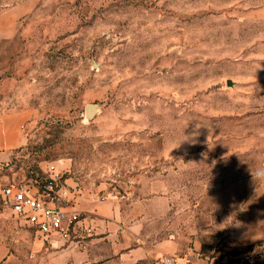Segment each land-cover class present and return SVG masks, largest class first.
Returning a JSON list of instances; mask_svg holds the SVG:
<instances>
[{
    "label": "rangeland",
    "instance_id": "rangeland-1",
    "mask_svg": "<svg viewBox=\"0 0 264 264\" xmlns=\"http://www.w3.org/2000/svg\"><path fill=\"white\" fill-rule=\"evenodd\" d=\"M262 75L264 0H39L0 38V118L28 111L0 183L56 178L76 209L155 184L172 197L147 225L177 242L170 255L264 264V103L232 93ZM70 245L80 230L51 246L0 220V264H62Z\"/></svg>",
    "mask_w": 264,
    "mask_h": 264
},
{
    "label": "crops",
    "instance_id": "crops-1",
    "mask_svg": "<svg viewBox=\"0 0 264 264\" xmlns=\"http://www.w3.org/2000/svg\"><path fill=\"white\" fill-rule=\"evenodd\" d=\"M39 0H19L0 13V38L16 35L18 23L37 5ZM232 93L241 96L246 104L264 103V76L243 79ZM241 115V114H240ZM253 117L264 120V110ZM28 111L5 113L0 118V158H6L13 149L22 145L21 126ZM155 184L142 183L138 198L132 194L110 195L90 199L82 197L78 210L84 215L80 222V250L75 246L63 249L62 264H163L165 254H173L177 242L160 237L148 225L156 216H164L172 194L162 193ZM165 189V188H163ZM131 200V201H130ZM58 255V256H59ZM56 256V257H58Z\"/></svg>",
    "mask_w": 264,
    "mask_h": 264
},
{
    "label": "built area",
    "instance_id": "built-area-1",
    "mask_svg": "<svg viewBox=\"0 0 264 264\" xmlns=\"http://www.w3.org/2000/svg\"><path fill=\"white\" fill-rule=\"evenodd\" d=\"M61 189L56 178L43 183L18 181L0 183V220H19L27 223L38 238L51 246L74 242L84 215L74 206L68 208L60 203ZM7 214V215H5ZM243 260L252 263L250 254ZM163 264H192L191 257L165 254Z\"/></svg>",
    "mask_w": 264,
    "mask_h": 264
},
{
    "label": "water",
    "instance_id": "water-1",
    "mask_svg": "<svg viewBox=\"0 0 264 264\" xmlns=\"http://www.w3.org/2000/svg\"><path fill=\"white\" fill-rule=\"evenodd\" d=\"M227 85L232 86L234 85V81L232 79H227ZM100 104L97 102H87L85 105V114L88 119H93L98 110H99Z\"/></svg>",
    "mask_w": 264,
    "mask_h": 264
}]
</instances>
